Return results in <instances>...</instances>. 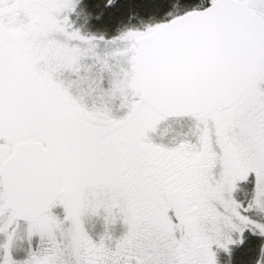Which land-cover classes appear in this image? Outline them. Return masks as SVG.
I'll return each mask as SVG.
<instances>
[{
  "label": "snow or ice",
  "instance_id": "obj_1",
  "mask_svg": "<svg viewBox=\"0 0 264 264\" xmlns=\"http://www.w3.org/2000/svg\"><path fill=\"white\" fill-rule=\"evenodd\" d=\"M0 264H264V0H0Z\"/></svg>",
  "mask_w": 264,
  "mask_h": 264
}]
</instances>
